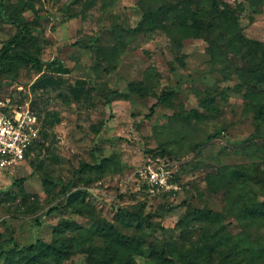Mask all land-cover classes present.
Here are the masks:
<instances>
[{"label":"rangeland","instance_id":"obj_1","mask_svg":"<svg viewBox=\"0 0 264 264\" xmlns=\"http://www.w3.org/2000/svg\"><path fill=\"white\" fill-rule=\"evenodd\" d=\"M218 1L231 18L210 17L213 0H0V98L42 123L0 175V264L37 244L63 247L62 264L91 248L111 264H218L198 256L206 242L264 264V0ZM24 22L39 40L12 43ZM43 74L57 87L33 91ZM77 81L92 89L80 102ZM150 156L177 188L139 181Z\"/></svg>","mask_w":264,"mask_h":264},{"label":"trees","instance_id":"obj_2","mask_svg":"<svg viewBox=\"0 0 264 264\" xmlns=\"http://www.w3.org/2000/svg\"><path fill=\"white\" fill-rule=\"evenodd\" d=\"M229 8H222L221 3L218 0H213V7L211 8L212 11V17L213 19H217L220 21H223L225 18L229 17L230 10ZM229 12V13H228ZM149 18V15H146V19ZM144 24L145 20L139 23V25L132 30L134 33H139L144 30ZM39 37L34 35L32 33V30L30 29L29 22H24L21 25L18 26V32L14 37L13 42H17V44H24L29 43L31 41H38ZM252 43V42H251ZM254 45L258 46V43H254ZM261 46V45H259ZM264 47V46H263ZM8 60V56L2 54L0 59V65L3 67L5 66L6 62ZM181 65H184V61L181 62ZM59 73L65 74L67 73V69H60ZM86 82L85 81H77L75 86L71 87V94L76 102L82 101L84 98H88L91 96V88H85ZM57 87V83L55 79L48 74H43L40 76L37 81L32 85V90L36 91L38 89L47 90L48 88H55ZM161 100V97H160ZM158 102H161V101ZM157 107V104L153 105L151 108V113L147 115L148 118H151L153 113L155 112V109ZM261 114H263L261 112ZM212 138V136L209 137L207 141H209ZM38 144V141L35 145H33L29 151L27 152V156L35 149L36 145ZM27 158V157H26ZM77 194V193H76ZM57 210V207H54L50 209L48 212H54ZM196 214L199 215V217H207V218H220L222 215L218 212H215L213 210L209 209H197L195 210ZM68 222V221H65ZM217 244H211L210 242H206L204 246L198 251V256H208L210 258H213L214 256L217 257L219 260L218 264H258L256 262V259L249 258L248 256H244L243 258H240V256H237L238 254L236 252H233L232 250L226 252L224 255H222L220 250H217ZM2 247H0V251H2ZM96 248H91L88 250V261L89 264H111L109 260L105 259H98V255H96ZM18 254H20L19 260L13 261L14 258H10V260L5 264H49L48 259L49 257L53 258L54 264H62V260L64 259V252L65 249L61 246H45L44 244H41L40 246L37 245H31L29 247L24 248L23 250H18ZM228 258H230V261H228ZM126 264H130V262H127ZM189 264H198L196 261L189 260Z\"/></svg>","mask_w":264,"mask_h":264},{"label":"built area","instance_id":"obj_3","mask_svg":"<svg viewBox=\"0 0 264 264\" xmlns=\"http://www.w3.org/2000/svg\"><path fill=\"white\" fill-rule=\"evenodd\" d=\"M42 123L30 103L0 98V175L17 167L41 136ZM139 181L152 191L177 188L175 172L161 156H150L136 171Z\"/></svg>","mask_w":264,"mask_h":264}]
</instances>
